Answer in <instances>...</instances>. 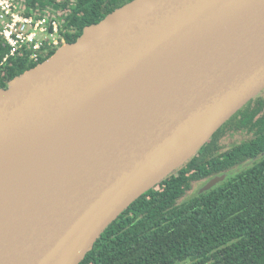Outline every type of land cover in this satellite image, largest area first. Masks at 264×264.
Wrapping results in <instances>:
<instances>
[{"label":"water","instance_id":"water-1","mask_svg":"<svg viewBox=\"0 0 264 264\" xmlns=\"http://www.w3.org/2000/svg\"><path fill=\"white\" fill-rule=\"evenodd\" d=\"M263 90L264 0H130L85 26L0 86V264H80Z\"/></svg>","mask_w":264,"mask_h":264},{"label":"trees","instance_id":"trees-1","mask_svg":"<svg viewBox=\"0 0 264 264\" xmlns=\"http://www.w3.org/2000/svg\"><path fill=\"white\" fill-rule=\"evenodd\" d=\"M69 5L68 42L123 4L117 0H28ZM46 8V7H45ZM78 29V32H77ZM8 46L0 40V57ZM54 54V53H53ZM36 66L12 61L0 86ZM246 120L248 111L244 113ZM250 121V117L248 118ZM240 123V124H241ZM260 123V122H259ZM223 150L224 127L182 167L143 193L114 220L80 264H264V127ZM245 162H249L247 165ZM244 164V165H243ZM226 174L189 198L195 180Z\"/></svg>","mask_w":264,"mask_h":264},{"label":"built area","instance_id":"built-area-1","mask_svg":"<svg viewBox=\"0 0 264 264\" xmlns=\"http://www.w3.org/2000/svg\"><path fill=\"white\" fill-rule=\"evenodd\" d=\"M68 21L54 6L41 9L27 0H0V40L8 51L0 72L12 61L39 64L68 43Z\"/></svg>","mask_w":264,"mask_h":264},{"label":"flooded vegetation","instance_id":"flooded-vegetation-1","mask_svg":"<svg viewBox=\"0 0 264 264\" xmlns=\"http://www.w3.org/2000/svg\"><path fill=\"white\" fill-rule=\"evenodd\" d=\"M106 1L111 3V2H114L117 0H106ZM119 1L123 2V4H125V3L129 2L130 0H119ZM54 4L55 3H53L52 5L54 6ZM122 5H120V6H122ZM69 8H70L69 5H67V6H64L61 9H59L61 11V13L63 14V16L67 19V21H69L68 20L69 11H70ZM77 32H78V29H77ZM263 92H264V90L262 92H260L257 96L253 97L238 112H236L230 119H228L223 124V126L221 127V128L224 127V133L222 136H224V134H225L229 138H231V137H236L239 135L240 137H243L242 139L248 140L255 132H259L261 130L260 123L262 124V127H264V93ZM247 111L249 113L248 118L250 117L251 122H248V118H247L246 122L241 123L242 121L246 120V116L244 115V113H247ZM244 136H246V137H244ZM239 140H241V139H239ZM232 141H230L229 143H231ZM210 178L195 180V182L198 183L199 185L197 186L196 190H195V188L191 190L190 196H194L197 192L201 193V188L207 183V181Z\"/></svg>","mask_w":264,"mask_h":264},{"label":"rangeland","instance_id":"rangeland-1","mask_svg":"<svg viewBox=\"0 0 264 264\" xmlns=\"http://www.w3.org/2000/svg\"><path fill=\"white\" fill-rule=\"evenodd\" d=\"M27 3H28V0H27ZM29 5H32V4H30V3H28ZM34 6V5H33ZM52 6V4L50 5V3H48V4H46L43 8H45V7H51ZM264 93V92H263ZM240 136L238 135V136H236V137H231V138H229L227 135H225L224 134V136H222L221 137V139H220V141L224 144V148H223V150H225V149H228L229 147H230V145H231V143H229L230 141H241V140H239V139H242L243 137H240ZM244 137H246V136H244ZM232 141V142H233ZM249 162H246L245 164L247 165ZM199 184L198 183H196L195 181L194 182H192L191 183V189L188 191V192H186L185 193V197L186 198H188L190 195H191V190L192 189H194L195 188V190L197 189V186H198Z\"/></svg>","mask_w":264,"mask_h":264},{"label":"bare ground","instance_id":"bare-ground-1","mask_svg":"<svg viewBox=\"0 0 264 264\" xmlns=\"http://www.w3.org/2000/svg\"><path fill=\"white\" fill-rule=\"evenodd\" d=\"M23 163V162H22ZM25 163V162H24Z\"/></svg>","mask_w":264,"mask_h":264}]
</instances>
